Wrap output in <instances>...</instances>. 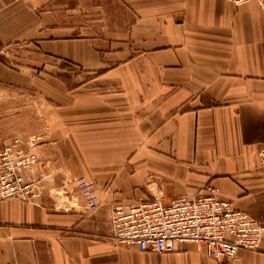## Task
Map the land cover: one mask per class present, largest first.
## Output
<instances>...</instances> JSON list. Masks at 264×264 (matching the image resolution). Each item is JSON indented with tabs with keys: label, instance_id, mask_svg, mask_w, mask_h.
Returning <instances> with one entry per match:
<instances>
[{
	"label": "crops",
	"instance_id": "1",
	"mask_svg": "<svg viewBox=\"0 0 264 264\" xmlns=\"http://www.w3.org/2000/svg\"><path fill=\"white\" fill-rule=\"evenodd\" d=\"M3 47L0 91L24 121L36 106L24 146L45 188L37 203L0 201V264H264V237L214 259L194 241L142 250L110 225L115 205L210 187L264 225V7L0 0ZM80 175L96 184L94 210Z\"/></svg>",
	"mask_w": 264,
	"mask_h": 264
},
{
	"label": "built area",
	"instance_id": "2",
	"mask_svg": "<svg viewBox=\"0 0 264 264\" xmlns=\"http://www.w3.org/2000/svg\"><path fill=\"white\" fill-rule=\"evenodd\" d=\"M234 5L249 1L264 7V0H229ZM8 48L0 49L6 53ZM35 136H30L33 147ZM14 135L0 146V201L20 198L37 203L44 194V174H37L39 155ZM28 141V140H27ZM86 199V209L98 208L96 184L84 175L75 178ZM216 188L189 196L180 194L165 202L162 196L115 205L110 212L111 233L119 242L137 244L142 250L169 252L177 242H200L210 258L236 257L240 249L257 250L264 237V225L231 201L221 198Z\"/></svg>",
	"mask_w": 264,
	"mask_h": 264
},
{
	"label": "rangeland",
	"instance_id": "3",
	"mask_svg": "<svg viewBox=\"0 0 264 264\" xmlns=\"http://www.w3.org/2000/svg\"><path fill=\"white\" fill-rule=\"evenodd\" d=\"M22 102L13 95H7L0 91V142L20 135L24 139L28 136H37L38 115L36 106L32 105L27 112L26 121H24Z\"/></svg>",
	"mask_w": 264,
	"mask_h": 264
}]
</instances>
